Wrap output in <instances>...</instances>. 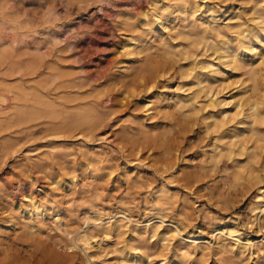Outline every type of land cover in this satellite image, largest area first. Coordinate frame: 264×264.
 Wrapping results in <instances>:
<instances>
[{
  "label": "rangeland",
  "instance_id": "obj_1",
  "mask_svg": "<svg viewBox=\"0 0 264 264\" xmlns=\"http://www.w3.org/2000/svg\"><path fill=\"white\" fill-rule=\"evenodd\" d=\"M0 2V264H264V0Z\"/></svg>",
  "mask_w": 264,
  "mask_h": 264
},
{
  "label": "bare ground",
  "instance_id": "obj_2",
  "mask_svg": "<svg viewBox=\"0 0 264 264\" xmlns=\"http://www.w3.org/2000/svg\"><path fill=\"white\" fill-rule=\"evenodd\" d=\"M52 1V0H51ZM66 1V0H65ZM72 1V0H71ZM74 1H76V0H74ZM78 1V0H77ZM94 1V0H93ZM18 2H19V0H18ZM57 2V1H56ZM59 2V1H58ZM84 2V1H83ZM90 2H91V0H90ZM157 2H158V0H157ZM161 2V1H160ZM194 2H196V1H194ZM203 2V1H202ZM46 3V2H45ZM88 3V2H87ZM144 3V2H143ZM164 3V2H163ZM172 3V2H171ZM20 4H21V2H20ZM72 4H74V3H72ZM79 3L77 2V5H78ZM0 5H1V2H0ZM17 5V4H16ZM16 5H15V2H14V6L16 7ZM24 5V4H23ZM54 5V4H53ZM52 5V6H53ZM120 5V4H119ZM166 5H168L169 6V4H166ZM180 5V4H179ZM194 5V4H193ZM13 6V7H14ZM144 6H146V5H144ZM149 6H150V4H149ZM163 6H164V4H163ZM199 6H200V4H199ZM198 6V7H199ZM203 6V5H202ZM2 7L4 8V6L2 5ZM20 7V6H19ZM28 7V6H27ZM27 7H25V8H27ZM33 7V6H32ZM54 7V6H53ZM55 7H56V5H55ZM120 7V6H119ZM139 7V6H138ZM175 7V6H174ZM25 8H23V9H25ZM39 8H40V6H39ZM82 8V7H81ZM86 8V7H85ZM186 8V7H185ZM197 8V7H196ZM233 8V7H232ZM4 9H6V8H4ZM4 9H2V10H4ZM22 9V8H21ZM38 9V8H37ZM147 9V8H146ZM30 10H31V8H30ZM34 10L35 9H33V12H34ZM43 10V9H42ZM127 10V9H126ZM144 10V9H143ZM154 10H155V8H154ZM239 10V9H238ZM245 10V9H244ZM6 11V10H5ZM10 11V10H9ZM23 11V10H22ZM32 11V10H31ZM50 11V10H49ZM19 12V11H18ZM21 12V11H20ZM24 12V11H23ZM51 12V11H50ZM58 12V11H57ZM248 12V11H247ZM9 13V12H8ZM49 13V12H48ZM119 13V12H118ZM211 13V12H210ZM4 14H6V12L4 13ZM34 14V13H33ZM36 14H39L38 12L36 13L35 12V15ZM55 14V13H54ZM30 15V14H29ZM118 15V14H117ZM157 15V14H156ZM209 15V14H208ZM207 15V16H208ZM0 16H1V14H0ZM14 16V15H13ZM31 16H32V12H31ZM57 16V15H56ZM211 16V15H210ZM213 16V15H212ZM2 17H4V16H2ZM15 17V16H14ZM17 17V16H16ZM37 17V16H36ZM35 17V18H36ZM55 17V16H54ZM52 18L53 20H55V18ZM38 18H39V16H38ZM40 18H41V16H40ZM118 18V17H117ZM160 18V17H159ZM184 18V17H183ZM17 19V18H16ZM51 19V20H52ZM56 19H59V17L58 18H56ZM61 19V18H60ZM162 19H164V18H162ZM161 19V20H162ZM195 19V18H194ZM216 19V18H215ZM2 20V19H1ZM4 20V19H3ZM18 20V19H17ZM160 20V19H159ZM174 20V19H173ZM178 20V19H177ZM201 20V19H200ZM13 21V20H12ZM30 21V20H29ZM35 21V20H34ZM47 21V20H46ZM57 21V20H56ZM122 21V20H121ZM6 22V21H5ZM141 22V21H140ZM158 22V21H157ZM35 23H36V21H35ZM129 23V22H128ZM215 23V22H214ZM216 23H218V22H216ZM4 25V24H3ZM9 25V24H8ZM17 25H18V22H17ZM29 25V24H28ZM45 25V24H44ZM121 25V24H120ZM158 25V24H157ZM247 25V24H246ZM36 26V25H35ZM39 26H41V25H39ZM39 26H38V28H39ZM47 26H48V24H47ZM52 26V25H51ZM203 26H204V24H203ZM15 27V26H14ZM53 27H54V24H53ZM24 28V27H23ZM27 29H29L28 28V26L26 27ZM52 28V27H51ZM20 29V28H19ZM22 29V28H21ZM41 29V28H40ZM152 29H155V28H152ZM15 30V29H14ZM13 30V31H14ZM44 30V29H43ZM32 31V30H31ZM116 31V30H115ZM36 33V32H35ZM47 33V32H46ZM169 33V32H168ZM48 34V33H47ZM115 34V33H114ZM11 35V34H10ZM26 35V34H25ZM40 35V34H39ZM130 35V34H129ZM1 36V35H0ZM57 36V35H56ZM40 37H42V36H40ZM52 37V36H51ZM167 37V36H166ZM228 37V36H227ZM237 37V36H236ZM28 38V37H27ZM140 38V37H139ZM21 39H23V38H21ZM26 39V38H25ZM40 39H43V38H40ZM39 39V40H40ZM236 39V38H235ZM223 40V39H222ZM238 40V39H237ZM262 40H264V39H262ZM28 41H30V39H28ZM27 41V42H28ZM7 42V41H6ZM13 42V41H12ZM19 42V41H18ZM174 43V42H173ZM9 44V43H8ZM16 44H17V42H16ZM131 44V43H130ZM144 44V43H143ZM21 45H22V43H21ZM256 45V44H255ZM258 45V44H257ZM28 46V45H27ZM42 46H44V45H42ZM252 46H253V44H252ZM47 47V46H46ZM125 47V46H124ZM230 47V46H229ZM42 48H44V47H42ZM41 48V49H42ZM40 49V50H41ZM46 49V48H45ZM226 49H227V47H226ZM242 49V48H241ZM13 49H12V47H10L9 49H4V50H1L0 51V59L1 60H3V61H5V63H6V67H5V70L4 71H2V74H3V76L4 77H7V76H13V74H15V73H21V75H22V71H23V69H27V70H33L36 66H37V63L36 62H34V63H28L27 65H25V68H23L22 67V65H19V63H17L15 60L14 61H12V60H10L11 58H10V54H11V51H12ZM39 50V49H38ZM40 50H39V52H40ZM134 50V49H133ZM224 51L222 52V51H220V56H222V57H224V55H223V53L225 52V49H223ZM42 51H44V49L42 50ZM46 51V50H45ZM44 51V52H45ZM229 51V50H228ZM48 53V52H47ZM119 53V52H118ZM132 53V52H131ZM130 53V54H131ZM219 53V52H218ZM242 53V52H241ZM240 53V54H241ZM45 54V53H44ZM126 54V53H125ZM133 54V53H132ZM139 53H137V55H138ZM184 54V53H183ZM186 54V53H185ZM249 54V53H248ZM46 55V54H45ZM246 55V54H245ZM259 55V54H258ZM39 56V55H38ZM41 56V55H40ZM140 56V55H139ZM18 57V56H17ZM213 57H214V55H213ZM212 57V58H213ZM228 57V56H227ZM235 57H239V54H238V51H237V54H235ZM248 57V56H247ZM19 58V57H18ZM39 58H41V57H39ZM124 58V57H123ZM129 58V57H128ZM225 59V58H224ZM130 60V59H129ZM249 60V59H248ZM217 61V60H216ZM1 64H3V62H1ZM40 64V63H39ZM191 64V63H190ZM190 66H192V65H190ZM209 66H210V71H211V75H217V72H218V70L216 69V67L214 66V64L213 63H210L209 64ZM218 66V65H217ZM111 68V67H110ZM228 68V67H227ZM37 69V68H36ZM66 69V68H65ZM2 70V69H1ZM199 70V69H198ZM231 70V69H230ZM56 71V70H55ZM69 71V70H68ZM31 72V71H30ZM53 72V71H52ZM197 72V71H196ZM29 73V72H28ZM182 73V72H181ZM200 73V72H199ZM199 73L197 74V76L199 75ZM25 74V73H24ZM234 74V73H233ZM117 75V74H116ZM23 76V75H22ZM16 77V76H15ZM80 77V76H79ZM218 77V76H217ZM12 78H14V76L12 77ZM11 79V78H10ZM23 79V78H22ZM51 79V78H50ZM54 79V78H53ZM244 79V78H243ZM116 80V79H115ZM156 80V79H155ZM224 80V79H223ZM240 80V79H239ZM3 81V80H2ZM18 81V80H17ZM225 81V80H224ZM6 82V81H5ZM8 82H10L9 81V79H8ZM69 82V81H68ZM199 82V81H198ZM226 83V82H225ZM58 84V83H57ZM68 84V83H67ZM149 84V83H148ZM31 85V84H30ZM71 85V84H70ZM79 85V84H78ZM85 85V84H84ZM247 85V84H246ZM131 86H133V85H131ZM41 87V86H40ZM45 87V86H44ZM47 88V87H46ZM226 89V88H225ZM250 89V88H249ZM66 90V89H65ZM1 91V90H0ZM165 91V90H164ZM247 91V90H246ZM1 92H3V91H1ZM31 92V91H30ZM43 92V91H42ZM124 92V91H123ZM179 92V91H178ZM213 92V91H212ZM224 92V91H223ZM244 92V91H243ZM125 93H127V92H125ZM179 93H182V92H179ZM15 94V93H14ZM185 94V93H184ZM187 94V93H186ZM211 94V93H210ZM213 94V93H212ZM248 94V93H247ZM182 95V94H181ZM168 96V95H167ZM49 97V96H48ZM130 97V96H129ZM218 97H219V95H218ZM226 97H228V96H226ZM166 98V97H165ZM170 98V97H169ZM216 98V97H215ZM224 98V97H223ZM122 100V99H121ZM233 100V98H230V100L229 101H227L226 103H230L231 101ZM36 101V100H35ZM75 101V100H74ZM181 101V100H180ZM90 102V101H89ZM212 102H214V101H212ZM226 103H224V104H226ZM218 104H220L221 106L223 105V103L221 102V101H219V102H217V103H215V105H218ZM227 105V104H226ZM38 106V105H37ZM92 106V105H91ZM162 106V105H161ZM231 106V105H230ZM236 106L237 107H239L240 106V102H237V104H236ZM67 107V106H66ZM218 107V106H217ZM225 107H228V105L227 106H225ZM235 107V106H234ZM76 108V107H75ZM224 108V107H223ZM251 108H253L254 110H257V108H258V103H253V105H251ZM66 109V108H65ZM187 109V108H186ZM219 110H221V112L222 113H224L225 111H226V109H221V107H220V109ZM244 110V109H243ZM187 111V110H186ZM205 111H207V110H205ZM150 112V111H149ZM188 112V111H187ZM256 112V111H255ZM196 113V112H195ZM207 113V112H206ZM67 114V113H66ZM134 114V113H133ZM76 115V114H75ZM139 115V114H138ZM217 116V115H216ZM223 116H224V114H223ZM242 116V115H241ZM215 117V116H214ZM226 117V116H225ZM241 118V117H240ZM89 119V115H87V114H81V115H79V118L77 119V123H79V122H82V121H87ZM201 120H203V119H201ZM158 121V120H157ZM205 121H208V120H205ZM209 123V122H208ZM211 123V122H210ZM147 124V123H146ZM151 124V123H150ZM207 124V123H206ZM212 124V123H211ZM100 125V124H99ZM76 126V125H75ZM206 126V125H205ZM211 126V125H210ZM220 126H222V125H220ZM93 127V126H92ZM213 127V126H212ZM223 127V126H222ZM228 128V127H227ZM97 129V128H96ZM134 129V128H133ZM231 129V128H230ZM32 130V129H31ZM61 132V131H60ZM57 133H59V132H57ZM211 134V133H210ZM58 135H60V133L58 134ZM101 135V134H100ZM217 135H218V133H217ZM79 136H80V134H79ZM82 138H83V136H81ZM85 137V136H84ZM87 137V136H86ZM57 138H58V136H57ZM60 138V137H59ZM65 139V138H64ZM45 140V139H44ZM26 143V142H25ZM91 143V142H90ZM218 143V142H217ZM17 146V145H16ZM87 146V145H86ZM200 146H202V145H200ZM241 146V145H240ZM217 147H218V145H217ZM209 149V148H208ZM217 149V148H216ZM221 149V148H220ZM224 149V148H223ZM222 149V150H223ZM19 152V151H18ZM228 152V151H227ZM217 153V152H216ZM262 153V152H261ZM69 154V153H68ZM231 155H233V154H230V156ZM216 156V155H215ZM218 157V156H217ZM233 157V156H232ZM217 160V159H216ZM239 160V159H238ZM181 164H182V162H181ZM243 165V164H242ZM128 171H130V170H128ZM27 172V171H26ZM28 176V175H27ZM242 176V175H241ZM258 177V176H257ZM73 178V177H72ZM250 179H251V177H250ZM65 180H66V178H65ZM67 181V180H66ZM72 181V180H71ZM58 183V182H57ZM60 183V182H59ZM68 183V182H67ZM69 184V183H68ZM57 185V184H56ZM262 185V184H261ZM41 189V188H40ZM153 192V191H152ZM157 195V194H156ZM162 195V194H161ZM261 196L262 197V199H264V187H260L259 188V190H258V194H257V196ZM156 199V198H155ZM160 200V199H159ZM254 201V200H253ZM118 202V201H117ZM121 202V201H120ZM125 202V201H124ZM158 202V201H157ZM126 203V202H125ZM168 203V202H167ZM160 204V203H159ZM158 204V205H159ZM37 205V204H36ZM41 205V204H40ZM154 206V205H153ZM29 207V206H28ZM158 207H161V206H158ZM41 208V207H40ZM118 208V207H117ZM121 207H119V209H120ZM126 208V207H125ZM20 209V208H19ZM18 209V210H19ZM153 209V208H152ZM41 210H42V208H41ZM121 210H122V208H121ZM121 210H119V211H121ZM126 210V209H125ZM156 210V209H155ZM262 210H264V209H262ZM42 211H44V210H42ZM57 211V210H56ZM151 211V210H150ZM158 212H157V214L159 213H161L162 214V212H159L160 210H157ZM115 212V211H114ZM117 212V211H116ZM123 212V211H122ZM25 213V212H24ZM29 213V212H28ZM30 213H31V211H30ZM35 213V212H34ZM41 213V212H40ZM43 213V212H42ZM118 213V212H117ZM116 213V214H117ZM257 213V212H256ZM259 213L260 212H258V215H259ZM44 214V213H43ZM116 214L114 215V216H116ZM154 214V213H153ZM41 215V214H40ZM118 215V214H117ZM122 215V214H121ZM15 216V215H14ZM22 216V215H21ZM24 216V215H23ZM58 216V215H57ZM120 216V215H119ZM123 216V215H122ZM126 216V215H125ZM101 217V215H98V218H100ZM127 217V216H126ZM125 217V218H126ZM160 217V216H159ZM162 217H164V216H162ZM25 218V217H24ZM30 218V217H29ZM32 218V217H31ZM30 218V219H31ZM34 219V218H33ZM32 219V220H33ZM103 219V218H102ZM163 219V218H162ZM161 219V220H162ZM146 220V219H145ZM165 220V219H164ZM107 221V220H106ZM116 221V220H115ZM160 222V221H159ZM171 222V221H170ZM161 223V222H160ZM174 223V222H173ZM98 224H99V226H100V230H101V232L103 233V234H105V235H110L113 231H114V226L112 225V224H110L109 223V221H107V222H103V221H99L98 222ZM144 224V223H143ZM184 224V223H183ZM30 225V224H29ZM28 225V226H29ZM152 225V224H151ZM166 225V224H165ZM171 225H173V224H171ZM37 226V225H36ZM156 226V225H155ZM176 226V225H175ZM174 226V227H175ZM38 227V226H37ZM41 227V226H40ZM159 227H160V225H159ZM124 228V227H123ZM172 228H173V226H172ZM225 228V227H224ZM259 228V227H258ZM84 229V228H83ZM161 229H163V228H161ZM260 229V228H259ZM33 230V229H32ZM128 230V229H127ZM130 230V229H129ZM134 230V229H133ZM175 230V229H174ZM173 230V231H174ZM262 230V229H261ZM75 231V230H74ZM138 231V230H137ZM149 231H150V229H149ZM148 231V232H149ZM159 231H160V229H159ZM173 231H172V233H173ZM176 231H177V229H176ZM182 230H180V232H181ZM35 232H36V230H35ZM152 232H154V229H152ZM175 232V231H174ZM222 232V231H221ZM226 231H224L223 233H225ZM234 232H236V231H234ZM29 233V232H28ZM127 233V232H126ZM126 233H125V235H126ZM150 233H151V231H150ZM156 233V232H155ZM172 233H169V234H172ZM176 233H178V232H176ZM69 234V233H68ZM124 234V233H123ZM164 234V233H163ZM168 234V236H171V235H169ZM131 235V234H130ZM155 235V234H154ZM180 235H181V233H180ZM183 235V234H182ZM174 236V235H173ZM197 236H198V234H197ZM231 236V240H232V242L236 245V249L238 250V252H240V253H242L246 248H248L250 245H251V243L252 242H250V240L249 239H247L248 241L247 242H241V239H240V237H239V235H237V234H231L230 235ZM101 237V236H100ZM99 237V238H100ZM124 237V236H123ZM131 237V236H130ZM155 237V236H154ZM172 237V236H171ZM184 240L186 239L187 241H194V239L193 238H191L190 236H186V234H185V236L183 237V236H181ZM200 237H202L201 235H200ZM225 237V236H224ZM74 238V237H73ZM107 238V237H106ZM134 238V237H133ZM132 238V239H133ZM204 238V237H203ZM226 238V237H225ZM110 239H111V237H110ZM119 239V238H118ZM137 239V238H136ZM157 239V238H156ZM107 240V239H106ZM178 240H179V238H178ZM197 240V239H196ZM242 240H245V239H242ZM74 241H75V243L76 244H78V246L79 245H81L82 246V248H83V250L85 251V255H87V256H91L92 255V252H91V247H90V238H89V236L87 235V233H81V234H78V235H76L75 236V238H74ZM112 241V240H111ZM120 241V240H119ZM128 241V240H127ZM138 241V240H137ZM192 241V242H193ZM105 242V241H104ZM162 242V241H161ZM172 242V241H171ZM185 242V241H184ZM183 242V243H184ZM200 242V241H199ZM198 242V243H199ZM197 243V242H196ZM247 243V244H246ZM124 244V243H123ZM125 244H127V243H125ZM138 244V243H137ZM195 244V243H194ZM217 244H221L220 246H222V245H224L223 243H221V241L217 238ZM3 245V244H2ZM102 245H104V244H102ZM129 245H131V244H129ZM157 245V244H156ZM193 246V245H192ZM216 246V245H215ZM69 247V246H68ZM100 247H101V245H100ZM132 247V246H131ZM158 247V246H157ZM59 248V247H58ZM98 248V247H97ZM129 248V247H128ZM233 248H234V246H233ZM101 249H103V248H101ZM121 249V248H120ZM137 249H138V247H137ZM174 249V248H173ZM194 249V248H193ZM232 249V248H231ZM98 250V249H97ZM125 250V248H123L122 250H120V251H124ZM128 250V249H127ZM185 250V249H184ZM99 251V250H98ZM105 251H106V249H105ZM126 251V250H125ZM171 251H172V249H171ZM198 251V250H197ZM234 251V250H233ZM252 251V250H251ZM135 252V251H134ZM186 252V251H185ZM191 252V251H190ZM43 253V252H42ZM87 253V254H86ZM124 253V252H123ZM128 253V252H127ZM137 253V252H136ZM163 253V252H162ZM188 253V252H187ZM83 254H84V252H83ZM97 254V253H96ZM100 254V253H99ZM102 254H105L104 253V251H103V253ZM129 254V253H128ZM131 254V253H130ZM177 254V253H176ZM179 254V253H178ZM197 254V253H196ZM188 255V254H187ZM98 256V255H97ZM121 256V255H120ZM131 256V255H130ZM135 256H137V255H135ZM151 256H153V255H151ZM176 256H178V255H176ZM211 256V255H210ZM86 257V256H85ZM92 257V256H91ZM95 257V256H94ZM139 257V256H138ZM146 257V256H145ZM156 257V256H155ZM161 257V256H160ZM170 257V256H169ZM195 257V256H194ZM205 257V256H204ZM141 258V260H142V257H139V259ZM147 258V257H146ZM149 258V257H148ZM165 258H167V257H165ZM171 258H172V256H171ZM88 259V258H87ZM163 259V258H162ZM131 260H132V258H131ZM141 260H139V261H141ZM149 260V259H148ZM161 260V259H160ZM178 260V259H177ZM187 260V259H186ZM208 260V259H207ZM133 262V261H132ZM166 262H167V260H166ZM180 262V261H179ZM186 262V261H185ZM198 262V261H197ZM150 263H151V261H150ZM175 263V262H174ZM208 263V262H207ZM118 264V263H117ZM134 264V263H133ZM151 264H153V263H151ZM182 264V263H181ZM187 264H188V262H187Z\"/></svg>",
  "mask_w": 264,
  "mask_h": 264
}]
</instances>
